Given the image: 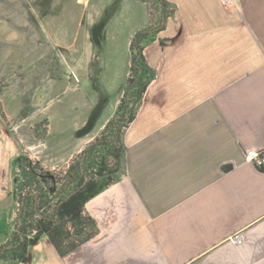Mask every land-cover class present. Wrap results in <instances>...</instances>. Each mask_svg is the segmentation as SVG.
Here are the masks:
<instances>
[{"label":"crops","instance_id":"obj_1","mask_svg":"<svg viewBox=\"0 0 264 264\" xmlns=\"http://www.w3.org/2000/svg\"><path fill=\"white\" fill-rule=\"evenodd\" d=\"M101 1L99 30H122L127 57L111 111L95 119L94 108L74 128L72 150L46 158L45 141L26 142L27 122L1 101L0 232L17 216H8L15 158L33 146L45 167H65L116 113L149 6ZM167 1L174 14L144 51L155 78L125 129L121 174L85 204L92 235L64 254L43 236L26 263L4 264H264V169L246 156L264 152V0Z\"/></svg>","mask_w":264,"mask_h":264},{"label":"rangeland","instance_id":"obj_2","mask_svg":"<svg viewBox=\"0 0 264 264\" xmlns=\"http://www.w3.org/2000/svg\"><path fill=\"white\" fill-rule=\"evenodd\" d=\"M148 1L156 19L158 5ZM90 4L87 9L74 0H0V105L2 101L17 123L27 122L26 142L45 141L46 158H62L72 150L74 128L94 108L95 119L99 110L111 111L126 73L127 57L122 62L118 45L122 30H99L102 1ZM33 135L36 141L30 139ZM31 148L25 153L38 160ZM108 161L112 167L113 156ZM18 210L12 199L8 216L18 215ZM16 222L17 216L0 232V247L12 240Z\"/></svg>","mask_w":264,"mask_h":264},{"label":"trees","instance_id":"obj_3","mask_svg":"<svg viewBox=\"0 0 264 264\" xmlns=\"http://www.w3.org/2000/svg\"><path fill=\"white\" fill-rule=\"evenodd\" d=\"M140 1L149 6V23L131 40L126 85L116 113L104 130L64 169L47 168L25 152L15 158L12 198L19 210L12 240L0 247V264L26 263L29 250L43 236H48L64 254L92 235L94 224L84 214L85 204L120 175L125 155L122 128L134 120L143 95L155 78L145 48L174 14L167 0H155L158 5L155 19L152 4L148 0ZM0 113L4 116L1 105ZM109 156L114 158L112 167ZM103 180L106 182L101 185ZM73 236L76 239L65 245Z\"/></svg>","mask_w":264,"mask_h":264},{"label":"built area","instance_id":"obj_4","mask_svg":"<svg viewBox=\"0 0 264 264\" xmlns=\"http://www.w3.org/2000/svg\"><path fill=\"white\" fill-rule=\"evenodd\" d=\"M247 161L253 163L257 168L264 169V152L257 150L247 151Z\"/></svg>","mask_w":264,"mask_h":264}]
</instances>
